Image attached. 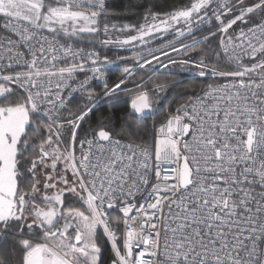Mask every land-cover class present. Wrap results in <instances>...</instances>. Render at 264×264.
<instances>
[{"label": "snow or ice", "instance_id": "6c2138e0", "mask_svg": "<svg viewBox=\"0 0 264 264\" xmlns=\"http://www.w3.org/2000/svg\"><path fill=\"white\" fill-rule=\"evenodd\" d=\"M143 7L0 0V264H264V0Z\"/></svg>", "mask_w": 264, "mask_h": 264}, {"label": "trees", "instance_id": "16d2710c", "mask_svg": "<svg viewBox=\"0 0 264 264\" xmlns=\"http://www.w3.org/2000/svg\"><path fill=\"white\" fill-rule=\"evenodd\" d=\"M179 0H160V8L167 9L170 5L173 3H177ZM148 0H108V6L109 11L122 13L123 15L118 19H111V22L116 25H120L121 23H134L137 19L143 17L145 13L147 12V8L143 7V5L147 4ZM160 8H157V11L160 10ZM130 17V19L125 18ZM141 22H143L141 20ZM103 37H88L87 39L90 41H98L99 39H102ZM78 47H85V48H96L101 53V56L107 55L109 60H117V57L119 56H129L130 53L126 51H121L115 47L109 46L106 48L101 49V47L98 44H78L76 45ZM157 47L159 45H156ZM212 47L215 48V43L212 44ZM122 67V66H121ZM193 71H195L193 69ZM111 75V82H114L121 73L119 71H110ZM183 78V77H181ZM161 80H164L163 77H161ZM220 80L208 77L206 78V83L204 79H201L198 82L194 81V78L191 76H188V78L184 79L185 85L189 87H194L196 83L199 84V87L205 88L208 84L216 83ZM109 85V86H110ZM94 91L96 92H102L103 91V84L102 82H98L94 87ZM186 100V97H181L180 100L176 102V106H179V103H183ZM81 100H77V103H81ZM174 111V108H172ZM127 114L126 109H121L120 111H117L113 107H100L99 111L95 113V116L92 118V120L88 121V123L91 124L93 128L96 127V125L100 122L101 118H111L112 120V127L116 129V131L120 132L122 131V126L124 124V117ZM149 125L152 123V120L150 119L147 122ZM130 131V130H129ZM152 131L151 129L148 130V139L147 141L143 140V132L141 133V139H136L135 136H133V140L135 143H146L147 145L152 144Z\"/></svg>", "mask_w": 264, "mask_h": 264}, {"label": "built area", "instance_id": "2783aa9c", "mask_svg": "<svg viewBox=\"0 0 264 264\" xmlns=\"http://www.w3.org/2000/svg\"><path fill=\"white\" fill-rule=\"evenodd\" d=\"M0 23H3V19H2V18H0ZM3 34H5V33H3L2 30H0V35H3ZM74 46H76V45H74ZM77 47H78V46H77ZM87 49H88V50H96V51H99L98 49L93 48V47H92V48H87ZM107 75L111 77V75H110V71L107 73ZM79 79H83V77H79ZM98 82H101V81H99V80H93V81H92L93 87H94ZM225 82H226V81H224V80H220V81H218V82H216V83H213L212 85L222 84V83H225ZM205 88H207V86H206ZM125 142H127V141H125Z\"/></svg>", "mask_w": 264, "mask_h": 264}]
</instances>
